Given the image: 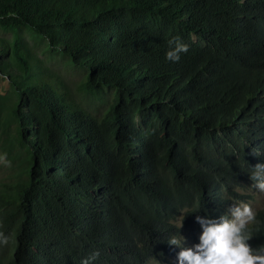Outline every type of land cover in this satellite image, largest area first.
I'll list each match as a JSON object with an SVG mask.
<instances>
[{"label":"trees","instance_id":"1","mask_svg":"<svg viewBox=\"0 0 264 264\" xmlns=\"http://www.w3.org/2000/svg\"><path fill=\"white\" fill-rule=\"evenodd\" d=\"M23 31L85 71L101 114ZM0 54L25 174L0 187V264L164 260L178 217L225 214L264 163V0H0Z\"/></svg>","mask_w":264,"mask_h":264},{"label":"clouds","instance_id":"2","mask_svg":"<svg viewBox=\"0 0 264 264\" xmlns=\"http://www.w3.org/2000/svg\"><path fill=\"white\" fill-rule=\"evenodd\" d=\"M165 59L171 62L180 60L181 54L188 51V44L178 36L169 41ZM249 178L253 187L264 193V163L252 167ZM256 210L250 203L231 204L227 213L216 218L195 217L200 226L198 243L191 247L182 246L183 237L178 233L167 240L168 244L180 248L176 264H264V246L253 248L248 241L252 237L250 225L255 224ZM183 217L180 219L181 226ZM179 229V228H178ZM6 238L0 239V243ZM99 256V251L81 260V264H91Z\"/></svg>","mask_w":264,"mask_h":264},{"label":"rangeland","instance_id":"3","mask_svg":"<svg viewBox=\"0 0 264 264\" xmlns=\"http://www.w3.org/2000/svg\"><path fill=\"white\" fill-rule=\"evenodd\" d=\"M31 49L41 58H43L49 68L55 71L64 81L66 87L72 92L76 101L92 112L101 114L105 108V103L98 96L85 93L81 90L80 85L83 81L85 71L82 68L71 66L65 57L54 51L43 52L41 45L36 38H32L22 32ZM9 36V33L6 34ZM3 56L0 54V61ZM103 94H110V90H105ZM0 95L6 96V100L0 99V187L7 183L16 182L23 179L25 174L23 170L24 152L15 142L16 125L9 115L5 112L12 102V95L8 84V79L0 72ZM251 180L244 181L235 187L241 196L232 199L231 204H239L241 202L250 203L256 212L264 208V193H260L253 186ZM4 188V187H2ZM5 189V188H4ZM229 205V206H230ZM227 207V210L229 208ZM226 210V213H227ZM181 217L176 220L179 225ZM180 236L184 239L182 246L191 247L198 243V236L201 231L196 220L189 226H180ZM180 250L179 247L173 245L171 254L167 255L164 260H149L146 264H176V255Z\"/></svg>","mask_w":264,"mask_h":264}]
</instances>
